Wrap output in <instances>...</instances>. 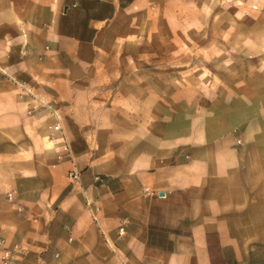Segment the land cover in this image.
<instances>
[{"label": "rangeland", "instance_id": "obj_1", "mask_svg": "<svg viewBox=\"0 0 264 264\" xmlns=\"http://www.w3.org/2000/svg\"><path fill=\"white\" fill-rule=\"evenodd\" d=\"M255 79L264 83V0H165L125 11L84 76L50 94L35 92L39 99L25 103L21 130L9 122V132L0 133V214L13 209L38 224L45 215L32 210L26 218L25 209L51 212L63 209L65 200L72 213L59 217L52 230L60 245L43 251L50 252V260L41 257L38 264L63 263L61 245H75L74 222L95 224L94 210L106 209L98 201L103 186L138 177L142 183L144 175L149 187L165 183L173 160L167 150L190 141L181 139V132H204L226 106L253 111L254 103H240L234 94L254 89ZM47 106L57 113L60 132L52 130L56 119ZM144 146L153 150L152 170L162 172L154 178L142 165ZM72 169L99 190L87 193L85 184L71 181ZM101 222L107 223L97 233L103 264H111L110 216ZM120 227L114 226L122 238ZM1 231L9 248L19 245L10 261L19 264L25 240L10 242ZM1 259L0 249V264Z\"/></svg>", "mask_w": 264, "mask_h": 264}, {"label": "crops", "instance_id": "obj_2", "mask_svg": "<svg viewBox=\"0 0 264 264\" xmlns=\"http://www.w3.org/2000/svg\"><path fill=\"white\" fill-rule=\"evenodd\" d=\"M163 1L0 0V69L10 77L0 78V133L9 132V122L21 130L25 105L37 102L23 89L39 99L38 92L50 94L63 82L80 79L120 15ZM262 86L263 80L255 79L254 89L234 94L240 103H254L253 111L226 106L200 135L182 131L181 139L190 141L167 150L173 160L165 183L149 187L144 175L142 183L138 177L103 186L98 201L106 209L94 210L95 224L74 222L75 245H61L66 260L61 264L104 263L97 235L98 226L107 224L102 225L104 215L112 223L111 264H264ZM152 152L143 147L142 165L154 178L162 172L152 170ZM81 184L87 193L99 190L91 178ZM142 189L148 191L139 195ZM62 208L25 209L26 218L32 210L45 215L38 224L13 209L1 211L2 234L10 242L25 240L19 264L50 260V252H42L60 245L52 236L56 220L72 213L65 200ZM115 225L124 226V237H118Z\"/></svg>", "mask_w": 264, "mask_h": 264}, {"label": "built area", "instance_id": "obj_3", "mask_svg": "<svg viewBox=\"0 0 264 264\" xmlns=\"http://www.w3.org/2000/svg\"><path fill=\"white\" fill-rule=\"evenodd\" d=\"M0 78H4V79H7V80H10V77L8 75H6L5 72H3L1 69H0ZM23 91L26 93L27 96L31 97V99L33 101H38V99L28 90L26 89H23ZM53 115V117L56 119V123L52 126V130L54 132H60L61 129H60V125L59 123L57 122L58 121V116H57V113L55 111H53L51 109L50 106H47L46 107ZM31 111L28 112V114H30ZM69 179L71 181H77L78 180V173L76 171V169H72L69 173ZM97 181L101 182V180H99L98 178H96ZM7 199L8 201H13L14 200V195L13 193H8L7 194ZM19 211H21V209L19 208L18 209ZM124 228L123 227H120L119 229V235H124ZM0 249H1V253H2V264H10V261L12 259V254H13V251L14 250H17L19 249V245H14L13 248H9L6 244V241L4 238L0 237ZM55 258H58L59 257V254H55L54 256Z\"/></svg>", "mask_w": 264, "mask_h": 264}]
</instances>
